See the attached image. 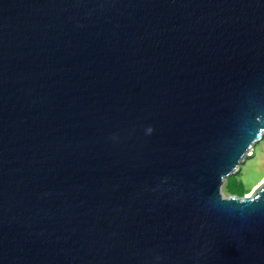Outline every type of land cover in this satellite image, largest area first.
I'll return each mask as SVG.
<instances>
[{
	"label": "water",
	"instance_id": "water-1",
	"mask_svg": "<svg viewBox=\"0 0 264 264\" xmlns=\"http://www.w3.org/2000/svg\"><path fill=\"white\" fill-rule=\"evenodd\" d=\"M264 0H0V264H264Z\"/></svg>",
	"mask_w": 264,
	"mask_h": 264
},
{
	"label": "rangeland",
	"instance_id": "rangeland-1",
	"mask_svg": "<svg viewBox=\"0 0 264 264\" xmlns=\"http://www.w3.org/2000/svg\"><path fill=\"white\" fill-rule=\"evenodd\" d=\"M236 167L233 173L244 182L247 192L251 193L264 180V137L253 144L252 150ZM227 177L224 179L221 191L224 196H230L225 189Z\"/></svg>",
	"mask_w": 264,
	"mask_h": 264
},
{
	"label": "trees",
	"instance_id": "trees-1",
	"mask_svg": "<svg viewBox=\"0 0 264 264\" xmlns=\"http://www.w3.org/2000/svg\"><path fill=\"white\" fill-rule=\"evenodd\" d=\"M225 189L230 195L236 194L238 196H244L247 192V188L244 182L238 177V173H232L227 177Z\"/></svg>",
	"mask_w": 264,
	"mask_h": 264
},
{
	"label": "bare ground",
	"instance_id": "bare-ground-1",
	"mask_svg": "<svg viewBox=\"0 0 264 264\" xmlns=\"http://www.w3.org/2000/svg\"><path fill=\"white\" fill-rule=\"evenodd\" d=\"M252 193V192H251ZM251 193H249L248 195H251Z\"/></svg>",
	"mask_w": 264,
	"mask_h": 264
}]
</instances>
